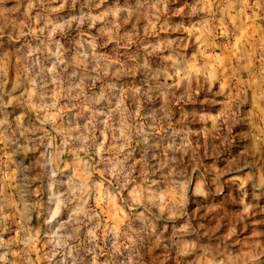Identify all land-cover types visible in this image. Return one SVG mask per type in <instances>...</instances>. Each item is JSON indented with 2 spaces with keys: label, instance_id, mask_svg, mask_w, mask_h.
<instances>
[{
  "label": "clouds",
  "instance_id": "1",
  "mask_svg": "<svg viewBox=\"0 0 264 264\" xmlns=\"http://www.w3.org/2000/svg\"><path fill=\"white\" fill-rule=\"evenodd\" d=\"M103 2L100 0V3ZM177 3L180 7H170ZM86 4L89 8L87 14L73 16L65 24L70 26L72 21L78 24L89 21V27H93L95 22L104 21L97 35L92 36L88 43L92 49H96L108 42H115L112 57H93L94 60L107 61L103 74L97 72L89 76L85 73V78L91 81L89 88L94 86L95 81H102L98 95L84 98L91 112L85 127L94 132L98 117L103 115L105 118L99 121L103 125L101 135L110 133V146L105 147L103 142L97 145L95 135L81 132L79 127L72 129L79 135H69L47 114L52 104H34L27 88L19 95H12L4 90L7 80L0 82V143L5 148H12L10 156L26 155L41 146L44 148L35 163L24 165L21 160L17 164L18 172L23 173L21 183L16 186L18 199L11 203L8 198L0 201V248L10 249L12 245L23 243L26 247L22 251H30L40 230H44L46 235L53 234L55 225L52 221L59 216L63 207L69 213V220L80 225L85 222L77 221L76 212H83L87 217L91 225L88 238L94 245L90 249L93 252L92 264H96V255L111 256L122 249L128 255L120 264H264V29L259 28L264 23V0H136L135 7L128 5L126 0L124 8L108 9L97 15H92V10L100 5L94 0H86ZM39 6L26 0H0V48L5 43L11 46L21 37L33 33L37 20L43 17L40 14L33 17L31 10ZM120 12L126 15L119 22L107 19ZM148 17H151L149 24L141 32L140 21ZM173 17L180 19L174 20ZM153 22L158 26L155 30ZM129 24L130 29L121 33L120 28ZM250 27L260 32L254 47L247 46ZM241 30L245 33L244 37L239 36ZM161 32L166 35L161 37ZM220 37L228 39L227 47ZM233 38H237L241 45L236 56L232 55ZM97 41L101 43L98 45ZM217 43L220 44L221 53L235 63L227 74L219 67H209L215 63V57L209 59L206 54L215 52ZM133 44H136V49L129 53L127 49L132 48ZM122 48L126 51L121 54ZM35 51L26 42L22 44L17 49L21 53L20 62L27 63L28 57ZM141 51L143 63L140 62ZM164 51L168 54L153 69L147 57L160 55ZM99 67L97 64V69ZM109 69L113 77L145 70L155 84L139 94L148 101H159L158 107L153 106L146 116H139L135 110L130 111L131 106L125 104L130 91L119 90L114 83L103 81ZM6 74L7 65L4 66V76ZM169 79L173 81L171 84L167 83ZM24 83L35 84L34 79L28 78ZM218 83H223L224 87L214 89L213 86ZM20 84L18 79L12 92H16ZM74 87L81 91L67 98L79 101L84 95V81L81 80ZM197 90L204 94V99L201 105L192 106ZM102 100L108 102L105 105L108 111H93L92 107ZM13 101L23 110L10 122L5 109ZM33 111L36 112L35 120L30 115ZM209 111H216L217 115L210 116ZM149 120L151 123L148 127L153 131L171 129L170 142L165 148V152L171 154L163 159H158L156 154L149 155V148L161 146L159 143H148L149 134L145 124ZM209 120L211 127H208ZM201 123L204 125L203 131L215 137L211 155L221 163L227 159L228 166L217 168L215 164H204L200 148L194 146L199 138V131L194 129H199ZM46 124H51L64 136L62 145L55 143L56 136L44 127ZM37 132L41 135L36 136ZM176 137H179V143ZM105 139L109 137L105 136ZM73 140L80 141V146L68 151L75 157L73 166L86 165L83 173L78 172L71 177L67 189L59 196L54 195L47 200L39 194L34 196V180L42 179L45 175L51 180L57 172L62 171L60 157L64 154V147ZM29 144L32 148H29ZM90 147L100 157L92 163L81 160L79 156L80 152L87 154ZM185 155L191 156L187 162ZM150 160L154 162L150 163ZM97 165H102V168ZM47 166L52 167L46 173ZM37 167L40 171L32 176L30 173ZM164 169L167 171H162ZM257 169L260 170L258 181L254 179ZM245 171L249 173L246 179L252 184V203L247 202V191L234 196L231 188L221 179L225 173ZM97 172L107 187L92 179ZM158 172L161 173L159 179L156 178ZM194 174H198L195 182ZM193 184V196L223 201V205H214L203 215L209 217V213L217 207L220 211L203 223L197 222L195 226L187 211L189 190ZM129 188V195H121ZM101 192L105 206L112 203L114 193L126 209L118 225L104 224V216L95 207L89 206L84 211L89 198H99ZM9 208L14 210L9 211ZM182 217L186 219L177 228L176 224L180 223L179 218ZM250 217L258 219L253 221ZM34 218L38 227L32 226ZM13 224L18 225V236L5 240L3 234L10 232ZM67 226V223L60 224L61 228ZM189 234L195 235V243L186 242L185 237ZM109 237L112 239L111 249H101L97 253L98 241ZM48 243L52 244V240L49 239ZM156 249L162 250L161 255H156ZM6 258L7 252L0 255V260Z\"/></svg>",
  "mask_w": 264,
  "mask_h": 264
},
{
  "label": "rangeland",
  "instance_id": "2",
  "mask_svg": "<svg viewBox=\"0 0 264 264\" xmlns=\"http://www.w3.org/2000/svg\"><path fill=\"white\" fill-rule=\"evenodd\" d=\"M26 2H32L34 4L40 5L39 7H34L31 10V15L36 17L37 14L42 16V19H38L32 34L25 37H21L19 41H15L10 46L5 43L3 48H0V82L7 80L4 85V90L11 92L12 95H19L27 88V93L31 95L34 104L50 103L53 107L47 113L50 115L56 124L61 125L63 129L71 136L79 135V132L72 131L77 127L80 128L81 132L87 133L88 135H95L97 138V145L101 142L104 143L105 147L110 146V133L105 132L102 136L103 125L99 122L105 117L101 115L97 119L95 131L93 129L86 128L88 120L91 118V112L88 110V105L84 103V98H91L93 95H98L101 87V80L95 81L93 87L89 88L88 84L91 83L85 78V73L89 76H94L99 72L103 74L104 66L107 61L105 60H94V56H104L112 57L113 48L115 42H108L104 44L103 47H97L92 49L91 45L88 43L92 36H96L98 29L104 24V21L95 22L93 27H89V21H85L82 24H78L77 21H72L71 25L65 24V21H70L73 16H80L82 14H87L89 8L86 4V0H26ZM95 3L99 4V8L92 10V15H97L101 11H107L116 8H124L126 6V0H104L100 3V0H94ZM127 4L135 7L136 0H127ZM11 6V5H9ZM170 7H180V4L171 5ZM126 13L120 12L117 16H109L108 20H113L119 22ZM135 17H133V20ZM151 17L143 19L140 21V29L143 32L144 28L148 26ZM174 20L180 19L179 17H173ZM131 24V21H130ZM129 25H124L120 28V32L123 33L130 29ZM58 25L60 27H58ZM158 27L153 22V30ZM260 29H264V23L259 25ZM43 29V31H40ZM161 37L165 36V33L159 34ZM240 37H244L245 33L241 30ZM260 37V32L255 27H250L248 29L247 41L250 47H254L256 42ZM171 38V37H169ZM152 39V38H150ZM219 39L224 40L225 47H227L228 39L225 37H220ZM27 43L31 48H35L36 51L32 56L28 57L27 63L20 62L21 53L17 52V49L21 48V45ZM243 41H241L242 43ZM101 41H97L99 45ZM233 51L232 55L236 56L239 53L237 49L241 46L237 42V38L231 40ZM136 49V44L132 45V48L127 49L131 53ZM191 49V42H189V51ZM125 49H120V53H124ZM168 53L166 51L162 52L160 55H154L147 57L148 63L154 69L162 63V57L166 56ZM207 57L211 59L215 57V63L210 64L209 67L215 69L219 67L223 70L225 74L229 72L230 67H235L234 61L230 60L228 56L221 53L220 44H216L215 52L209 51ZM7 56V59L5 57ZM123 62V56H121ZM144 57L141 51L140 62L143 63ZM59 64V67H57ZM97 64L100 65L97 69ZM7 65V74L4 76V66ZM96 69V71H93ZM111 69L108 70V74L103 76V81L107 83H114L116 88L119 90H129L130 94L125 100L126 105H130V111H138L139 116H146L147 113L153 106L159 105V101H148L144 96L140 95L148 89L149 86L154 85L155 81L151 80L146 74L145 70L141 69L130 75H122L119 77L111 76ZM28 79H34V86L32 83L25 84L24 81ZM21 81L20 88L16 92H12L13 85L17 80ZM81 80L84 81L83 93L84 95L80 97L79 101L70 100L67 98L68 95L75 96L80 89L74 86L79 84ZM173 81L169 79L168 84ZM161 83H163V78H161ZM216 88H223V83H218L213 86ZM41 97L44 99L41 100ZM7 99V98H6ZM204 99V94L199 90L195 93V98L192 106L201 105ZM135 100V103H133ZM107 101H101L100 104L94 105L92 107L93 111H99L101 113L108 111ZM73 105H79L74 107ZM113 107L115 104L113 103ZM8 112V119L11 122L15 115H19L23 109H21L15 101L11 105H8L5 109ZM82 111V114H80ZM33 120H35L36 112L30 113ZM208 115H217L216 111H209ZM36 123H39L36 121ZM151 121H147L145 124V130L148 132V143L155 144L159 143L161 146L159 148H149V155L152 156L156 154L158 159L165 158L166 155L171 153H166V145L170 142L171 129L166 131H153L148 127ZM52 135L56 136L55 143L57 145H62L64 136L58 131L52 128L51 124H46L44 126ZM203 123L199 129H194V131H199V138L195 141L194 146H197L201 150L202 160L204 164L211 165L215 164L217 168L228 166V160H223L221 163L214 156L211 155L212 141L215 139L214 136H209L203 131ZM208 127H211V120L208 121ZM36 136L41 135L40 132L35 133ZM105 136L109 139H105ZM176 142L179 143V137H176ZM45 143H47L45 141ZM86 143H90L86 141ZM80 141H71L67 146L64 147V154L60 157V168L62 171L57 172L55 177L49 179L48 175H45L42 179L34 180L32 184V192L34 196L39 194L44 200L49 199L52 196H59L60 192H63L68 187V181L71 177L76 175L78 172L83 173L86 165L81 163L79 167L73 166V160L75 157L68 151L69 148L79 147ZM138 148H143V145H133ZM29 148L32 145L29 144ZM12 148H5L3 143H0V201L8 198L9 202H14L18 199L16 186L21 183V178L23 173L18 172L17 164L22 160L24 165L29 163H35L39 159L41 152L44 151L43 146L36 148L35 150L29 151L26 155L18 154L17 156H10ZM127 151V149H125ZM102 155H108V153H102ZM135 155V154H134ZM177 156L180 153H176ZM79 156L81 160H89V163L95 162L100 159L99 156L95 154V151L90 147L87 154L80 152ZM223 156V154H221ZM91 158V159H89ZM137 158L139 156L137 155ZM191 159L190 155H185L184 160L187 162ZM154 161L150 160V163ZM52 166H47L45 172L47 173ZM98 168H102V165H97ZM139 167V166H137ZM40 169L35 168L30 174L36 176ZM166 172L167 170H162ZM203 171V169H201ZM196 175L194 174L193 180L195 182ZM249 175L247 171L235 173L228 172L222 177V181L225 185H228L232 194L238 195L242 191H247L248 197L247 202L252 203V184L246 177ZM161 173L156 174V178L159 179ZM260 177V170L254 174V179L257 181ZM92 179L101 183L107 187V183L104 181L103 177L99 172L95 173ZM111 179V177H109ZM194 188L190 186L189 190V201L187 211L192 219V223L195 226L197 222H205L210 216L215 215L216 212L220 211V208H214V210L209 213V217L203 215L210 207L214 205H223V201L205 197H196L192 195ZM43 189V190H42ZM59 189V191L57 190ZM111 192V189H109ZM131 188L126 189L121 195H129ZM99 198H89L88 204L84 205V211H87L89 206L95 207L97 211L101 212L104 216V224L115 226L122 222L124 215L126 214V209L120 204L119 198L112 195V203L105 206L106 202L103 200L102 192L98 194ZM161 198H164L163 192H161ZM62 201V198H61ZM239 206H237L238 208ZM9 211L14 209L9 208ZM75 212V208L73 209ZM77 221H84L83 225H80L74 221L69 220V213L61 208L59 216L53 219L52 223L55 225L53 229V234L46 235L44 230H40L37 234V239L35 244L31 247L30 251H22L25 249V244L17 243L10 246L9 248H0V255L7 252L6 260H0V264H92L93 252L90 250L94 247L93 243L88 238V230L91 226L87 222V217L83 212H76ZM180 223L176 224L179 228L183 225L186 218H179ZM251 220L256 221L258 217H250ZM59 222V223H58ZM67 223V227L61 228L60 224ZM33 227H38L35 218L32 221ZM255 227V225H254ZM171 228H169V233ZM169 233H166L168 235ZM98 230V235H99ZM18 236V225L13 224L12 230L10 232H4L3 238L5 240L11 239ZM52 240V244L48 243V240ZM186 242L195 243V235L189 234L185 237ZM250 242V241H249ZM99 248L96 252L99 253L101 249H111L112 239L111 237L106 238L102 241H98ZM55 245V247H53ZM161 249H156V255H161ZM54 253V254H53ZM128 253L125 250H121L120 253H114L109 255H96V264H120L121 261L125 260ZM168 264V262H165Z\"/></svg>",
  "mask_w": 264,
  "mask_h": 264
}]
</instances>
